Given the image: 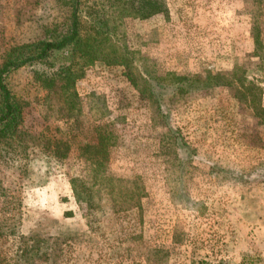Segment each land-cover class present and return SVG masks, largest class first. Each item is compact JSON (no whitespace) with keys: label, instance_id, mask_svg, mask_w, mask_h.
<instances>
[{"label":"rangeland","instance_id":"374dc122","mask_svg":"<svg viewBox=\"0 0 264 264\" xmlns=\"http://www.w3.org/2000/svg\"><path fill=\"white\" fill-rule=\"evenodd\" d=\"M164 1L165 14L117 20L129 60L86 67L75 82L76 122L30 67L7 75L21 130H58L72 150L90 133H109L112 156L100 163L35 152L0 161V264H264V0ZM64 17L54 0H0V62ZM137 73L171 85L184 77L182 92L164 99L172 100L167 123L129 83ZM207 74L218 84L201 87ZM90 93L103 96L104 118ZM168 126L187 149L163 153ZM107 175L139 176L140 212H114L104 193L95 208L73 198L71 177Z\"/></svg>","mask_w":264,"mask_h":264},{"label":"trees","instance_id":"16d2710c","mask_svg":"<svg viewBox=\"0 0 264 264\" xmlns=\"http://www.w3.org/2000/svg\"><path fill=\"white\" fill-rule=\"evenodd\" d=\"M64 8L65 17L60 24L44 31L40 37L16 44L2 54L0 62V161L13 157L27 158L31 153H49L62 159L72 154L106 163L111 158L110 134L95 132L86 135L72 150L67 138L42 133L31 134L21 130L23 113L20 103L6 84L7 75L23 66L30 67L32 78L47 96L57 103V109L66 119L77 121L81 115L80 98L75 82L84 75L86 67L95 61L105 65H121L129 60V51L121 43L117 32V20L122 17L147 19L156 14H165L164 0H54ZM184 77H180L183 79ZM128 81L138 96L146 100L154 114L167 121L172 103L164 101L174 90H183L182 80L176 85L166 83L149 73L129 75ZM201 87L218 82L207 74L200 79ZM182 83L181 85H178ZM199 85V84H198ZM98 118L108 114L102 95L90 93ZM168 103V105H167ZM167 123V122H166ZM166 125V124H165ZM167 127V125H166ZM73 139L75 135H69ZM168 144L160 145L164 154H174L178 149H187L176 129L168 126ZM74 199H86L97 207L98 194L110 196L112 210L125 212L141 211L140 199L144 196L143 183L139 176L130 178L104 176L101 179L81 181L69 179ZM25 239L24 237H21Z\"/></svg>","mask_w":264,"mask_h":264}]
</instances>
